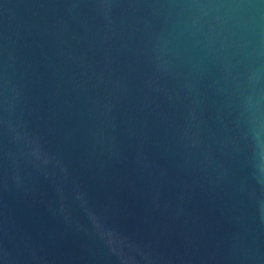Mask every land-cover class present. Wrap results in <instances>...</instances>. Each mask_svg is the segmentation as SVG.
<instances>
[{
    "label": "water",
    "instance_id": "95a60500",
    "mask_svg": "<svg viewBox=\"0 0 264 264\" xmlns=\"http://www.w3.org/2000/svg\"><path fill=\"white\" fill-rule=\"evenodd\" d=\"M0 264H264V0H0Z\"/></svg>",
    "mask_w": 264,
    "mask_h": 264
}]
</instances>
